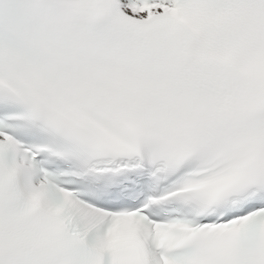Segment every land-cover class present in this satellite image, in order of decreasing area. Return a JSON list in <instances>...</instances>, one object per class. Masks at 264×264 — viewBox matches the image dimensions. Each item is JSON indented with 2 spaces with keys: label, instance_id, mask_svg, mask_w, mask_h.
Instances as JSON below:
<instances>
[{
  "label": "snow or ice",
  "instance_id": "1",
  "mask_svg": "<svg viewBox=\"0 0 264 264\" xmlns=\"http://www.w3.org/2000/svg\"><path fill=\"white\" fill-rule=\"evenodd\" d=\"M0 264H264V0H0Z\"/></svg>",
  "mask_w": 264,
  "mask_h": 264
}]
</instances>
